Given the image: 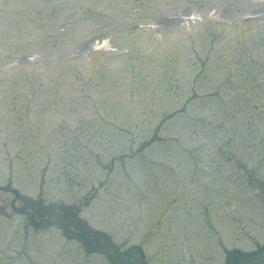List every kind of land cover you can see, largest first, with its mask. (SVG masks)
Instances as JSON below:
<instances>
[{
	"label": "rangeland",
	"instance_id": "374dc122",
	"mask_svg": "<svg viewBox=\"0 0 264 264\" xmlns=\"http://www.w3.org/2000/svg\"><path fill=\"white\" fill-rule=\"evenodd\" d=\"M50 1L55 0H45L48 3L0 0V11L12 15L3 24L11 32L4 31L3 27L0 30L3 42L0 44V95L27 91L38 77L57 80L68 77L72 74L68 69L74 67L81 73L75 77H82L80 82L91 86L90 93L98 100L91 102L78 96L79 92L69 84L59 86L48 80V87L40 92L45 95V104L31 102L28 112L21 106L25 100L20 96L7 99L5 108L0 104V137H8L3 141L4 147L0 144V183L10 181L31 195L40 191L38 195L43 194L47 199H77L106 177L104 164L112 156L128 152L129 144L133 150L148 124L155 126L161 112L168 110L167 97L176 98L173 106L179 107L193 95L184 113L177 112L163 122L158 131L160 138L133 156L114 162L108 181L98 188L96 196L81 213L116 241L127 238L140 242L148 254L154 252L157 263L150 264H217L215 252L220 250L219 240L227 246H233V242L247 246L248 239L264 241V217L257 211L259 201L253 198L259 185L264 189V141H250L254 138L251 136L253 125L264 127V70L252 74L262 83L260 89H247L245 95L240 84L245 80L238 74L243 69L238 68L240 65L258 69L255 63L245 59L246 53L241 54L240 49L242 42L250 41L256 28L264 27V15L246 23L241 21V16L264 10V0H146L151 9L141 7L139 14L132 16L133 23L143 28L136 32L135 48L139 54L137 63L141 66L132 70L124 66L130 57L126 55L122 27V16L129 9L130 0H64L62 11L59 10L62 1L56 0L55 10L61 11L58 14L63 19L75 17V1L82 2L83 11H106L101 20L91 23H87L88 15L79 14L83 23L77 26L79 23L75 22L74 29L71 25L65 33L60 32L55 18L50 20L43 12ZM198 14L201 19L191 17ZM141 15H145V23L139 19ZM156 17L161 23L155 31H166L159 37L153 35L154 29L147 32L144 29ZM226 17L231 23L216 24L215 19ZM180 21L188 23L182 26ZM101 36H110V46L91 48ZM260 45L264 46V39ZM205 51L219 55L218 61L213 65L202 62ZM227 58L234 65L228 72L233 76L230 88L222 81L223 77H216L223 75ZM66 66L68 69L64 71ZM162 72L164 77L160 76ZM234 97H241L240 106L246 110L243 116L248 120L252 117L247 113V106L255 109L257 115L253 122L256 123L242 129L240 137L242 142H252L257 151H248L245 156L238 155L235 148L232 152L237 155L230 150L218 153L217 138L210 147L212 155H224V161L233 162L240 156L242 168H234L228 176L237 178L243 174L242 182L237 178L235 186L221 201L226 185H215L218 172L211 178L208 204L202 200L203 204L198 205L199 200L195 203L182 195L174 197L176 191L187 187L175 184L171 160L177 155L196 152L192 130L207 124L214 129L221 122V115L213 103ZM83 103L90 106L85 121L91 119L87 124L97 127L79 133L70 130L68 124L77 126L86 117ZM227 126L235 135L238 124L232 122ZM99 128L104 131L98 132ZM70 135L77 137L78 143L74 144ZM219 139H225V134ZM61 150L67 156L64 162L58 163ZM247 176L254 178L251 185L245 181ZM137 191L146 195L142 201ZM119 196L125 203L137 207L134 223L124 214L121 202L116 201L111 207ZM9 198L0 190V205L5 206ZM7 213L10 219L0 217V264H29L28 257L32 264H103L100 258H94L97 255L83 254L76 242L64 239L59 232L27 229L20 215ZM180 231L183 236L177 233ZM195 231L210 236L204 247L190 245ZM12 249L17 254L7 256Z\"/></svg>",
	"mask_w": 264,
	"mask_h": 264
}]
</instances>
